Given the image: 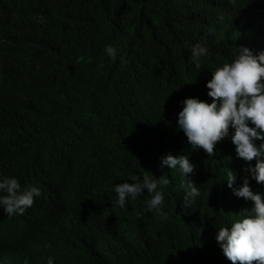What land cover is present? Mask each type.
Returning <instances> with one entry per match:
<instances>
[{
  "label": "trees",
  "instance_id": "16d2710c",
  "mask_svg": "<svg viewBox=\"0 0 264 264\" xmlns=\"http://www.w3.org/2000/svg\"><path fill=\"white\" fill-rule=\"evenodd\" d=\"M199 42L210 54L197 70ZM240 46L264 51V0H0V177L43 193L22 215L0 208V264H232L218 229L253 202L227 169L234 187L264 184L244 171L234 130L209 157L177 121L185 99L212 102L211 72ZM169 153L195 166L188 207L181 171L160 169ZM145 170L171 181L164 217L147 190L113 205L114 187Z\"/></svg>",
  "mask_w": 264,
  "mask_h": 264
},
{
  "label": "clouds",
  "instance_id": "9594fccd",
  "mask_svg": "<svg viewBox=\"0 0 264 264\" xmlns=\"http://www.w3.org/2000/svg\"><path fill=\"white\" fill-rule=\"evenodd\" d=\"M36 19L44 22L43 16ZM105 52L112 60L117 58L118 50L112 45L106 46ZM209 54L210 49L203 42L191 46V58L197 70L201 68V58ZM211 73L206 87L212 102L185 99L178 114L177 128L183 131L193 151L203 149L209 157L216 155V145L234 130L231 141L237 156L248 163L244 171L258 184H264V51L254 53L249 47L240 46L231 62H225ZM257 141L262 143L257 144ZM160 159L161 170L167 166L181 171L180 188L186 193L184 207H188L189 198L200 195L198 186L189 176L195 166L186 155L177 157L169 153ZM237 176L231 168L227 169L228 187L233 189L234 195L252 201L253 205L242 209L240 218L230 227L219 228L216 240L232 264H264V195L252 191L247 177L242 186L234 187ZM131 179L134 182H123L114 187V207L125 208L129 198L136 200L147 190L150 196L146 202L148 209L164 217L165 194L161 189L171 182L167 173L157 178L145 170L142 180L135 176ZM42 194L39 187H22L14 176L0 177V208L8 217L24 214ZM47 264H54L52 257L48 258Z\"/></svg>",
  "mask_w": 264,
  "mask_h": 264
}]
</instances>
